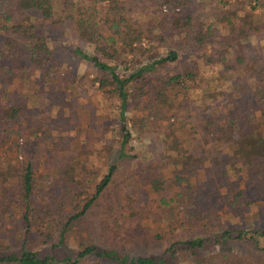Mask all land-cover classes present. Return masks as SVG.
I'll return each mask as SVG.
<instances>
[{"label": "trees", "instance_id": "1", "mask_svg": "<svg viewBox=\"0 0 264 264\" xmlns=\"http://www.w3.org/2000/svg\"><path fill=\"white\" fill-rule=\"evenodd\" d=\"M128 1L91 0L93 4L86 8L72 0H0V264H83L91 260L93 264H264V193L255 186L251 188L256 190V212H251L250 203L239 206L243 190L238 189L228 206L237 218L233 226L220 222L212 226L209 215L188 213L179 221L182 225L187 220L181 232L175 233L171 226V239L165 230L156 233L158 241H166L158 255L132 256L92 242L82 243L74 256H62L75 223L100 208L112 191L117 192L121 162L127 169L134 168L130 169L134 179L148 175L151 191L163 200L172 179L190 190L202 183L237 187L240 177H252L263 183L264 191V51L251 45V39L260 41L264 32V20L256 14L260 2L255 0L248 16L234 17L238 21L230 20V15L220 19L231 29L220 36L225 48L236 50L240 67L246 66L254 83L239 78L232 95H226L227 105L209 110L213 104H204L205 97L198 92L199 78L205 79L194 71V58L214 43L215 29L200 22L199 13H187L183 0H145L146 23L134 18ZM94 4L103 7L101 17ZM62 25L74 26L79 39V44L67 47L70 58L85 61L91 68L82 77L88 80L89 76L91 87L96 86L94 92L101 91L114 101L116 123L112 124L116 126L108 125L104 131H111L118 143L114 151L111 145L104 151L109 158L116 155V161L104 172L89 170L80 159L69 165L67 155H55L50 130L55 114L41 99L43 86L33 83L22 88L30 78L27 73L34 72L51 86L48 92L54 86L55 93L67 87L71 76L59 77L66 66L62 51L51 48L47 31ZM172 41L185 43L194 58L187 62L185 52L162 53L154 47ZM246 48L248 55L243 53ZM224 59L222 54L220 60ZM255 82L259 88H254ZM193 96L205 105L197 120L184 105L187 100L195 102ZM141 109L148 112L146 117H129ZM151 115L166 116L167 124L144 130L160 132L152 142L156 151L145 163L131 167L127 160L138 158L128 146L136 128L141 129ZM20 149L25 156L22 162L12 157ZM204 161L209 166L199 165ZM171 165L176 174L169 172L174 178H166L165 170ZM229 166L236 173L230 175ZM242 222L246 225L241 226Z\"/></svg>", "mask_w": 264, "mask_h": 264}, {"label": "rangeland", "instance_id": "2", "mask_svg": "<svg viewBox=\"0 0 264 264\" xmlns=\"http://www.w3.org/2000/svg\"><path fill=\"white\" fill-rule=\"evenodd\" d=\"M72 1L77 7L80 5L87 8L93 4L91 0ZM183 1L187 2V13L194 15L199 13V21H204L205 26L211 25L215 29L214 31L218 36L215 37L214 43L207 50L201 51L199 57L196 58H194L195 53L189 52L188 47H185L183 42H165L161 46H159V43H155L154 47H159L162 53L171 49L181 53L185 52L183 57L186 58L187 62L194 58L196 60L194 71L198 72L207 82H212V85L208 86L205 80L200 81L199 78L201 88L198 89V92L205 97L204 104H207V101L211 102V105L213 104L209 110L214 108L218 110L217 108H222L223 104L227 105L226 95H232L234 88L239 85V78L241 82L250 85L254 83L250 78V74L246 71V66L240 67V59H238L240 55L237 54L236 50L225 48V41L220 36L228 35L231 29L227 22L220 21V19L225 15H230V20L238 21L234 17L248 16L252 11L251 7L255 6L256 2L255 0H231L230 4L223 5L220 0ZM258 1L260 6L257 8L256 14L260 16L259 20H264V0ZM145 5V0H129L127 3V7L132 11L134 18L143 23L148 20V16L143 11ZM94 6L97 7V13L101 17L104 14L103 7L95 4ZM59 9L57 7V10ZM225 10H228V12ZM69 14L74 15L72 11ZM51 29L50 31L47 30L51 35L50 46L54 51H62L60 54L63 65L66 66L61 70L64 75L61 74L59 77L62 79L65 76H71L70 80L67 81V87H61L60 90L58 89V93H55L54 86V90L48 92L51 86L43 79L40 80L42 76L34 72L33 74L27 73L26 76L30 78L24 81L22 88L24 85L27 88L28 85H33V83L43 86L42 89L45 92L41 99L45 107L50 104V111L55 114V125L52 124L54 127L50 128L51 134L55 138V155H61L62 153L67 155L69 165H74L77 163V159H80L87 164L89 170L93 169L97 173L104 172L116 161V155L109 158V155L104 151L108 145H111L114 151L118 143V139L112 135L111 131H104L108 125L114 128L116 126L112 124V121L116 123L115 109H112L114 101L106 99L101 91L95 93L96 86L91 87L90 77L88 76V80L82 77L84 74L89 75L91 73V68L87 62L70 58L67 47H73L77 44L76 42L79 44L74 26L67 25L64 27L62 25L56 31L55 28L53 31ZM251 43V45H256L264 51V32L260 37V41L257 37H254L251 39ZM243 46L244 44L241 45V47ZM84 48H87L88 51L92 50L91 46H84ZM243 53L248 55L250 52L246 48ZM222 54H224L225 59L221 61ZM250 66H252L251 59L248 58L247 67L249 70ZM14 83L18 85L16 80ZM75 83L78 84V88L73 85ZM219 87L221 90L217 89ZM254 88H259L256 82ZM78 90H80V93H78ZM231 99L233 100V96ZM204 104L201 99H197L195 102L189 100L184 102V105L188 106L189 115H193L194 120L200 119L201 115H197L198 113H204ZM147 115L148 112L143 109L129 113V117L132 118H142ZM156 118L160 119L155 120ZM156 118L151 115L147 121H144L146 124L143 122L141 129L137 127L134 131V138L128 148L131 150V154L137 156L138 159L127 160L132 164L131 167H134L133 164L140 161L145 163L151 159L156 151V147L152 142L160 132L155 129L144 133V130L150 128V126L156 128V126L167 124L168 119L166 116ZM147 123L149 126H147ZM101 125L103 126L102 129H100ZM93 129L96 132H93ZM147 132L149 133L147 134ZM19 143L21 144V141ZM64 144L66 147H64ZM42 146L51 150L48 145L43 144ZM60 149H62L61 152ZM12 157L20 162L25 160L22 149L19 152H13ZM199 165L207 167L209 162L204 161ZM119 166L120 173H118L117 178L119 185L115 187L117 192L113 194L112 191L109 194L110 197H106V202L100 205V208L94 209L75 223V228H72L67 234L66 245L61 252L62 256H74L77 250H81L82 243L89 244L92 242L102 248L119 250L132 256L158 255L163 251L166 241H158L156 233L165 230L167 238L171 239L174 236V233L173 235L170 233L171 226L176 228L175 233L181 232V226L186 224L187 220L182 225L179 221L188 213L200 212L202 217L209 215L212 226H215L217 222L233 226L237 218L233 213V209L229 210L228 206L229 202L235 200L237 190H243L242 197L237 200V203H239V206L250 203L249 208L252 213L258 210L254 203L257 188H259L260 193H264L261 186L263 183L252 177L247 179L240 177L237 181L241 183L233 182H237L235 183L237 187H232V184L226 183H219L217 187L202 183L194 185L193 189L190 190L182 187L175 179H172L173 181L168 185L171 189L165 193L166 200H163L162 197H158L151 191V186L148 185L150 179L148 175L144 174L142 178L135 177L134 179L131 172L134 168L127 169L124 162H121ZM228 171L230 175L236 173L233 166H229ZM169 172H172L175 176L174 166L171 165L165 170L166 178L171 175ZM174 176L170 177L174 178ZM243 180L245 181L243 182ZM251 186H255L256 190L252 189ZM193 222L196 223L194 220ZM240 225L245 226L246 223L242 222ZM93 262L91 260L83 264H93Z\"/></svg>", "mask_w": 264, "mask_h": 264}]
</instances>
